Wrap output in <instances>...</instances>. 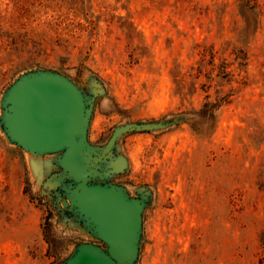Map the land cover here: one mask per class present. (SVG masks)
<instances>
[{"label":"rangeland","instance_id":"obj_1","mask_svg":"<svg viewBox=\"0 0 264 264\" xmlns=\"http://www.w3.org/2000/svg\"><path fill=\"white\" fill-rule=\"evenodd\" d=\"M48 70L90 100L102 183L143 201L132 264H260L264 246V0H0V264H59L105 247L70 208L60 152L9 140L2 97ZM59 179L56 181V178Z\"/></svg>","mask_w":264,"mask_h":264},{"label":"water","instance_id":"obj_2","mask_svg":"<svg viewBox=\"0 0 264 264\" xmlns=\"http://www.w3.org/2000/svg\"><path fill=\"white\" fill-rule=\"evenodd\" d=\"M3 129L14 144L33 153L60 152L57 163L65 198L61 204L74 211L105 247L78 243L59 264H132L137 254L143 201L102 181L121 170V157L109 160L116 139L127 132L152 129L158 124L125 123L116 126L100 148L86 138L91 103L76 85L48 70L20 75L2 97ZM59 179L56 178V181Z\"/></svg>","mask_w":264,"mask_h":264},{"label":"trees","instance_id":"obj_3","mask_svg":"<svg viewBox=\"0 0 264 264\" xmlns=\"http://www.w3.org/2000/svg\"><path fill=\"white\" fill-rule=\"evenodd\" d=\"M260 243L264 246V231L260 234ZM260 264H264V256L260 258Z\"/></svg>","mask_w":264,"mask_h":264}]
</instances>
